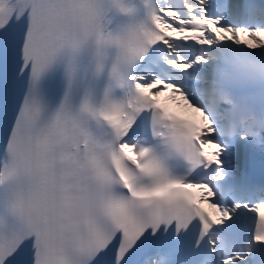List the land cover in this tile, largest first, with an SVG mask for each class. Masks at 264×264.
<instances>
[{
    "label": "snow or ice",
    "instance_id": "snow-or-ice-1",
    "mask_svg": "<svg viewBox=\"0 0 264 264\" xmlns=\"http://www.w3.org/2000/svg\"><path fill=\"white\" fill-rule=\"evenodd\" d=\"M0 264H264V0H0Z\"/></svg>",
    "mask_w": 264,
    "mask_h": 264
}]
</instances>
